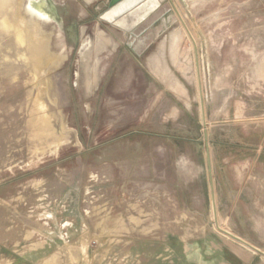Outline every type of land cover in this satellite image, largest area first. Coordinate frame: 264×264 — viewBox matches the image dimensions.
I'll list each match as a JSON object with an SVG mask.
<instances>
[{
  "label": "rangeland",
  "instance_id": "1",
  "mask_svg": "<svg viewBox=\"0 0 264 264\" xmlns=\"http://www.w3.org/2000/svg\"><path fill=\"white\" fill-rule=\"evenodd\" d=\"M27 1L0 0V264H264L218 230L264 252V0L131 30L109 0H51L59 23Z\"/></svg>",
  "mask_w": 264,
  "mask_h": 264
},
{
  "label": "water",
  "instance_id": "2",
  "mask_svg": "<svg viewBox=\"0 0 264 264\" xmlns=\"http://www.w3.org/2000/svg\"><path fill=\"white\" fill-rule=\"evenodd\" d=\"M129 0H110L109 4H108V8L104 11V13H102L99 18L102 20V21H105L109 24H112L114 26H117L119 27L118 23L125 20V21H128V22H133L134 18H135V14L137 12H140L142 9L145 8V6L147 5V3L149 2V0H139L138 2L126 7L124 10H122L120 13H117L113 18L112 20L108 21L106 19H104V17L112 12L113 10L115 9H118L120 8L124 3L128 2ZM185 6H187L185 0H181ZM150 14H147L146 17L144 18V20L149 16ZM142 22V21H141ZM140 22V23H141ZM140 23H137L135 24L132 28H134L135 26H137L138 24ZM120 28V27H119ZM131 28V29H132ZM129 29V30H131ZM216 220V218H215ZM217 220H216V227H217ZM218 230L220 232H222L223 234L231 237L232 239L238 241V242H241L243 244H245L246 246L252 248L253 250H255L256 252L258 253H261L262 255H264V252L260 251L259 249L251 246L250 244H248L247 242L243 241L242 239H240L239 237L231 234L230 232L222 229V228H218Z\"/></svg>",
  "mask_w": 264,
  "mask_h": 264
},
{
  "label": "flooded vegetation",
  "instance_id": "3",
  "mask_svg": "<svg viewBox=\"0 0 264 264\" xmlns=\"http://www.w3.org/2000/svg\"><path fill=\"white\" fill-rule=\"evenodd\" d=\"M109 2H107V4L104 5L102 8H100L101 5L94 7L95 11L99 14V16L104 13V11L108 8ZM23 11L28 12L29 18H35L38 16L40 21H51L59 23V18L57 19L58 10L52 4L51 0H28L25 5H23ZM55 13L57 14V16H54ZM56 59L57 56H55L54 60ZM57 60H60V58L58 57Z\"/></svg>",
  "mask_w": 264,
  "mask_h": 264
},
{
  "label": "crops",
  "instance_id": "4",
  "mask_svg": "<svg viewBox=\"0 0 264 264\" xmlns=\"http://www.w3.org/2000/svg\"><path fill=\"white\" fill-rule=\"evenodd\" d=\"M157 72H158V70H157ZM165 82L168 85L172 84V81L169 78H167L165 80ZM243 196H245L249 202H252L253 204H256V201H255V198H254V196H255L254 189H252L250 187H247V189L245 191H243V189L240 190V192L238 193V197L242 198ZM240 198L238 199V202H240ZM230 227H232V226H230ZM226 231H228V230H226ZM228 232H230V231H228ZM218 252L219 251L216 248H214L212 256L209 259L210 260V264H254V262L250 261L251 259L249 257H247V255L245 257L240 258L241 260H239V258L234 253L228 252V251H224V254L223 253H219L220 254V258H219ZM257 264H259V263H257Z\"/></svg>",
  "mask_w": 264,
  "mask_h": 264
},
{
  "label": "bare ground",
  "instance_id": "5",
  "mask_svg": "<svg viewBox=\"0 0 264 264\" xmlns=\"http://www.w3.org/2000/svg\"><path fill=\"white\" fill-rule=\"evenodd\" d=\"M139 0H129L128 2L124 3L120 8L118 9H115L113 10L112 12L108 13L104 19L110 21L112 20V18L117 14V13H120L122 10H124L126 7L138 2ZM164 0H149V2L147 3V5L145 6L144 9H142L140 12H137L135 14V18L133 20V22H128V21H121L118 23L119 27L124 29V30H129L131 29L135 24L137 23H140L141 21H144V18L146 17L147 14H151L153 13L155 10H157L161 3L163 2ZM40 29V28H39ZM33 33V32H32ZM39 34L38 37H41L40 35L42 34L41 33V30L40 32H38Z\"/></svg>",
  "mask_w": 264,
  "mask_h": 264
}]
</instances>
